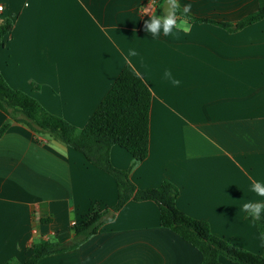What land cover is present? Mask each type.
<instances>
[{
    "label": "crops",
    "instance_id": "crops-1",
    "mask_svg": "<svg viewBox=\"0 0 264 264\" xmlns=\"http://www.w3.org/2000/svg\"><path fill=\"white\" fill-rule=\"evenodd\" d=\"M163 1L0 0V18L13 22L0 47V73L9 86L82 127L129 63L151 91L149 149L131 169L133 183L145 188L170 180L180 210L259 252L261 236L243 204L264 202L251 190L253 181L264 183V17L235 30L187 17V32L154 37L144 30L149 16L142 6L151 2L160 16ZM178 3L182 10L190 4L191 15L231 25L258 8V0ZM7 117L0 108V126ZM109 159L121 169L132 163L116 144ZM116 199L114 178L82 152L11 120L0 135V264L23 261L36 241L71 239L72 221L94 202L103 208ZM202 258L159 224L154 201L130 199L78 246L35 264H200ZM221 264L235 263L222 257Z\"/></svg>",
    "mask_w": 264,
    "mask_h": 264
},
{
    "label": "trees",
    "instance_id": "trees-1",
    "mask_svg": "<svg viewBox=\"0 0 264 264\" xmlns=\"http://www.w3.org/2000/svg\"><path fill=\"white\" fill-rule=\"evenodd\" d=\"M181 11H183L181 9ZM191 20L211 21L228 30L242 27L264 17V0H258V8L235 24L225 21L187 16ZM10 17L0 18V47L4 38L12 30ZM151 91L135 69L126 63L104 94L87 122L78 127L61 116L48 111L29 93L13 88L0 73V108L7 114V119L0 126V135L6 130L11 120L27 124L37 133H46L64 144L79 150L92 164L109 173L117 186L116 202L101 207L94 202L92 207L78 221L71 223V239L36 241L30 255L23 261L15 258L4 260L1 264H35L40 258L75 248L100 226L110 220L114 212L126 201L152 200L159 210V224L167 227L181 238L192 244L202 253L200 264H221L224 257L235 264H264V208L259 213L260 219L248 216L256 223L261 236L262 247L259 252H252L233 243L229 238L214 234L206 220L195 218L176 206L177 186L168 179H162L154 187H137L130 178L132 167L144 159L149 149V110ZM116 144L126 149L132 157L129 167L121 169L112 165L109 148ZM264 203V202H259Z\"/></svg>",
    "mask_w": 264,
    "mask_h": 264
},
{
    "label": "clouds",
    "instance_id": "clouds-1",
    "mask_svg": "<svg viewBox=\"0 0 264 264\" xmlns=\"http://www.w3.org/2000/svg\"><path fill=\"white\" fill-rule=\"evenodd\" d=\"M169 6L168 12L162 13L160 16L156 15L155 11H145L144 15L149 16V19L144 22V30L151 33L154 37H158L161 32L164 36L173 34V30H182L187 32L189 25L187 23V16L190 13L191 5H185L183 11H181L178 0H167ZM179 13V15H178ZM130 56H136L138 53L135 50H129ZM169 74L170 73H167ZM174 84H179V81L173 80ZM251 190L258 196L264 197V183L253 181L251 184ZM264 208V203L259 202H246L243 204V211L248 213L251 211L252 217L260 219L259 213Z\"/></svg>",
    "mask_w": 264,
    "mask_h": 264
},
{
    "label": "built area",
    "instance_id": "built-area-1",
    "mask_svg": "<svg viewBox=\"0 0 264 264\" xmlns=\"http://www.w3.org/2000/svg\"><path fill=\"white\" fill-rule=\"evenodd\" d=\"M151 2H147V3H145V4H143V6H142V10L143 11H151ZM1 8H2V6L0 5V10H1ZM75 221H72L71 223H74ZM33 231H35V229L33 230Z\"/></svg>",
    "mask_w": 264,
    "mask_h": 264
},
{
    "label": "water",
    "instance_id": "water-1",
    "mask_svg": "<svg viewBox=\"0 0 264 264\" xmlns=\"http://www.w3.org/2000/svg\"><path fill=\"white\" fill-rule=\"evenodd\" d=\"M168 8H169V6L167 4V0H164L162 5H161V9H162L163 13L166 14L168 12Z\"/></svg>",
    "mask_w": 264,
    "mask_h": 264
}]
</instances>
